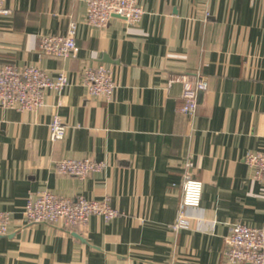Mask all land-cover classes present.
I'll return each mask as SVG.
<instances>
[{
	"label": "crops",
	"instance_id": "1",
	"mask_svg": "<svg viewBox=\"0 0 264 264\" xmlns=\"http://www.w3.org/2000/svg\"><path fill=\"white\" fill-rule=\"evenodd\" d=\"M136 23H85L84 0H4L0 64L36 65L69 79L32 110L0 107V264H228L231 225L264 228V181L244 161L264 149V0H138ZM206 13L208 14L206 16ZM76 23L75 58L40 55L39 37ZM114 70L115 92L91 97L83 66ZM180 74L207 77L195 116L180 111ZM57 115L62 139L51 140ZM105 161L84 178L59 174L63 158ZM203 183L200 207L172 229L186 162ZM100 200L119 215H98L72 230L28 224L29 195ZM246 264V263H238Z\"/></svg>",
	"mask_w": 264,
	"mask_h": 264
},
{
	"label": "built area",
	"instance_id": "2",
	"mask_svg": "<svg viewBox=\"0 0 264 264\" xmlns=\"http://www.w3.org/2000/svg\"><path fill=\"white\" fill-rule=\"evenodd\" d=\"M86 24L105 28L114 17L124 19L128 23L138 22L144 9L138 0H84ZM0 0V11L7 12ZM208 14L206 13V16ZM76 23L70 21L66 32L61 35L45 34L39 37L40 55L56 58H75L77 45L75 42ZM80 83L91 97H103L109 101L115 92L114 70L111 66L99 63L95 66H83L79 71ZM181 84V106L178 111L195 116L199 102V94L207 91V77L196 75L190 77L180 74L174 78ZM69 85L65 73L51 76L50 73L36 65L18 66L14 63L0 64V107L32 110L43 104L44 93L48 89L60 94ZM65 124L55 115L49 125L51 140L62 139ZM244 161L254 170L257 179L264 181V149L249 150ZM182 182V198L178 205L172 229L185 227L194 217V211L200 207L203 183L193 177V163L187 161ZM106 167L105 161H97L90 157L63 158L55 163V170L77 178H84L91 172L101 171ZM24 220L28 224L49 223L72 230L86 225L89 218L98 215L110 220L119 215L109 197L88 199L82 195L76 197L58 196L50 191H41L37 195H29L24 207ZM9 214L0 210V236L7 232ZM224 257L228 264H264V228L250 227L242 223L231 225L229 233L224 237Z\"/></svg>",
	"mask_w": 264,
	"mask_h": 264
}]
</instances>
